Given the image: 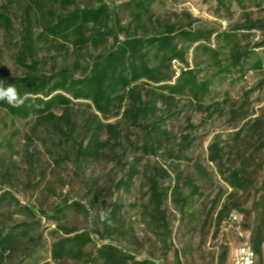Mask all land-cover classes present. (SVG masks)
<instances>
[{"label": "trees", "instance_id": "16d2710c", "mask_svg": "<svg viewBox=\"0 0 264 264\" xmlns=\"http://www.w3.org/2000/svg\"><path fill=\"white\" fill-rule=\"evenodd\" d=\"M215 1L227 9L229 3L242 5L244 0ZM12 3L21 7L14 59L22 68V74L0 77V82L5 87L14 84L24 102L13 106L0 101V109L13 118H31V132L43 131L54 140L53 148H60L62 140L70 144L76 161L99 160L113 150L122 137L121 121L148 136L142 143L143 151L156 153L160 139L168 137V131L161 124L164 116L158 113V103L169 107L176 98L185 96L197 108L214 107L218 103L205 107L204 100L211 94L216 77L231 74L241 81L246 72L252 71L259 75L257 85L264 87V63L255 52L264 50V18L245 17L221 29L198 23L199 20L186 11L180 12L183 17L177 21L156 15L155 0H6L0 8V28L7 35L13 29L8 9ZM178 14L175 12L177 17ZM224 19L229 21L230 17ZM255 32L259 33L257 38L243 43V38ZM41 42L92 53L84 62L76 60L71 66L64 65L55 72L45 73L39 68ZM198 51L205 54L209 65L215 68L214 73L200 74L189 65L188 54L191 52L195 59ZM250 93V89L244 90L242 104L234 103L230 108L232 116L242 122L236 125L233 143L223 145L215 136L207 146V161L232 189L226 197L222 191L215 194L206 211L207 219L214 222L221 234L223 230L237 234L238 228L246 230L242 218L235 221L230 217L232 213H240L231 211L238 207L233 200L234 192L252 189L262 168L258 155H263L264 150V104L261 113L252 117L254 112L247 106ZM82 104L89 108V113L79 119L74 106ZM111 118L118 120L111 122ZM190 144L191 139L184 134L176 143L177 152L182 153ZM137 163L135 160L128 167L125 179L121 180L124 187H128L139 172ZM151 169L146 178L149 223L159 229L158 232L168 234L164 200L170 196L181 212L190 201V195L183 192V185L193 188L191 194L197 193V188L190 178L181 182L180 172L176 173L173 184L164 186L162 180L169 177L168 169L162 164ZM260 189L262 196L253 205L257 213L248 237L256 255L255 264H263L264 172ZM71 203L86 211L79 201ZM8 206L36 217L32 207L21 204L8 190H3L1 216L4 217L3 209ZM120 207V203L112 204V221ZM61 210L59 208L58 212ZM60 228L61 233L50 231L53 233L50 260L41 264L79 261L85 257L88 262L99 264H160L149 258L138 259L108 242L89 250L93 241L89 232ZM32 229L29 221L7 224L0 218V264H22L34 252L40 243L30 235ZM27 239L34 242L29 252L18 259L11 258ZM226 256L225 250L220 263L226 261ZM175 260L178 262L177 254Z\"/></svg>", "mask_w": 264, "mask_h": 264}, {"label": "rangeland", "instance_id": "374dc122", "mask_svg": "<svg viewBox=\"0 0 264 264\" xmlns=\"http://www.w3.org/2000/svg\"><path fill=\"white\" fill-rule=\"evenodd\" d=\"M4 2L6 0H0V8ZM227 7L218 6L215 0H155L154 3L156 15L177 21L183 17L180 12L186 11L197 18L198 23L221 29L241 22L245 17L264 18V0H244L242 5L231 2ZM8 9L13 29L7 35L0 28V77L22 74V68L14 59L21 7L12 3ZM175 12L179 13L178 17ZM226 16L230 17L229 21L224 19ZM258 36L259 33L255 32L243 38V43ZM255 52L264 63V50ZM90 53L41 42L38 45L39 68L45 73L55 72L61 66H71L76 60H88ZM188 62L200 74L215 72L201 51L197 52L195 59L190 52ZM177 67L175 63L174 68ZM258 81L259 75L252 71L246 72L241 81L231 74L214 78L212 92L204 100L205 107L218 103L214 107L197 108L185 96L176 98L169 107L159 102L158 113L164 116L161 124L168 131V137L160 139L156 153L143 151L141 146L148 136L121 121L119 142L113 150L95 161H76L70 144L62 140L60 148H53L54 140L43 131L31 132V118H13L0 109V193L8 190L21 204L32 207L36 215L30 217L17 211V207L8 206L3 209L4 217L0 215V218L7 224L31 222L33 229L30 235L40 243L22 264H41L50 260L53 236L50 231L61 233L60 226L89 232L93 240L89 250L101 242H108L122 247L138 259L149 258L160 264H222L221 254L226 250L223 264H227L230 249L248 239L255 220L257 211L253 205L262 196L260 184L264 172V150L261 152L263 155H258L262 159V168L258 170L253 188L243 193L234 192L233 196L238 207L231 211L242 214L246 230L238 234L223 230L221 234L214 222L207 219L206 211L215 194L222 191L226 197L232 189L219 178L214 165L207 161V146L215 136L223 145L233 143L236 125L240 126L242 122L232 116L230 108L234 103L242 104L244 90H251L247 106L254 112L252 117L261 113L264 87H259ZM74 110L79 119L89 113V108L83 104L75 105ZM117 120L110 119L111 122ZM184 134L191 139V144L179 154L176 143ZM135 160L139 172L131 184L124 187L121 180L125 179L128 167ZM160 164L169 171V177L162 180L164 186L173 184L176 173L180 172L181 182L190 178L197 188V193L191 194L193 188L183 185V192L190 195V201L181 212L170 196L164 200L168 234L154 229L148 215L146 178L152 172V166ZM74 201H79L86 211L75 208L71 203ZM114 202L121 204L116 219L111 226L101 223L98 212L112 210ZM59 208H62L61 212H58ZM105 236L108 238H103ZM32 244L34 242L27 239L11 258L23 257ZM60 264L99 263L88 262L85 257Z\"/></svg>", "mask_w": 264, "mask_h": 264}, {"label": "built area", "instance_id": "2783aa9c", "mask_svg": "<svg viewBox=\"0 0 264 264\" xmlns=\"http://www.w3.org/2000/svg\"><path fill=\"white\" fill-rule=\"evenodd\" d=\"M231 219L235 221H240L242 214L232 213ZM239 233H241V228H238ZM246 232V231H245ZM262 255H263V264H264V243L262 246ZM256 255L252 247L250 246L248 239L243 240V242L233 246L228 254V263L227 264H255Z\"/></svg>", "mask_w": 264, "mask_h": 264}, {"label": "clouds", "instance_id": "9594fccd", "mask_svg": "<svg viewBox=\"0 0 264 264\" xmlns=\"http://www.w3.org/2000/svg\"><path fill=\"white\" fill-rule=\"evenodd\" d=\"M0 101L6 102L9 105L19 106L23 104L24 97L14 84L5 87L3 83L0 82ZM98 217L101 223H107L109 226L112 225L111 209L99 211Z\"/></svg>", "mask_w": 264, "mask_h": 264}]
</instances>
